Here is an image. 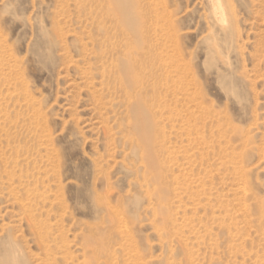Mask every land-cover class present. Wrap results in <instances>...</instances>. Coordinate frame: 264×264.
Here are the masks:
<instances>
[{"label":"rangeland","instance_id":"1","mask_svg":"<svg viewBox=\"0 0 264 264\" xmlns=\"http://www.w3.org/2000/svg\"><path fill=\"white\" fill-rule=\"evenodd\" d=\"M223 6L0 0V264H264V0Z\"/></svg>","mask_w":264,"mask_h":264},{"label":"bare ground","instance_id":"2","mask_svg":"<svg viewBox=\"0 0 264 264\" xmlns=\"http://www.w3.org/2000/svg\"><path fill=\"white\" fill-rule=\"evenodd\" d=\"M209 2L211 4L213 13L217 17L218 14L224 12L223 0H209ZM219 21L221 23V20ZM120 52L124 56L123 61L120 64L116 63V66L120 68L121 75L118 73L119 75L115 78L117 79L119 84H121V86L123 87V90L125 91L126 95L130 96L132 95V92L134 93L135 99L133 103L131 102V105H132L133 118L135 121V127H139L141 130L139 131L141 132L140 134L142 137L141 155L148 158V167L154 169L155 163L152 157L153 150L149 140L150 135L148 136L149 125L151 122L149 115H151L152 118L151 101L153 100L154 97H157L163 90H167L168 88L167 82L169 80L168 79L169 76L166 75V73L161 74L160 77L156 76L153 68V60H150L152 61L151 69L153 71V74H148L147 76H144L147 73L141 74L136 70L140 66V61L133 56L132 47L130 45L125 44L124 48ZM149 84L153 87L152 91H150V89L144 90L148 87Z\"/></svg>","mask_w":264,"mask_h":264}]
</instances>
